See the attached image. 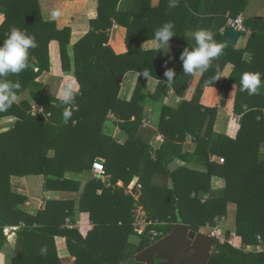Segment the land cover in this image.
I'll list each match as a JSON object with an SVG mask.
<instances>
[{
	"label": "trees",
	"instance_id": "obj_1",
	"mask_svg": "<svg viewBox=\"0 0 264 264\" xmlns=\"http://www.w3.org/2000/svg\"><path fill=\"white\" fill-rule=\"evenodd\" d=\"M247 1L226 0L233 19L245 8ZM118 2L99 0L98 17L91 20L89 32L74 44V99L71 104H65L62 103V88L56 94L41 93L36 89V79L50 69L52 41L58 44L57 72L59 68L66 72L71 67V28L58 29L55 22L45 21L39 0H0V10L5 15L0 26V44L12 27L26 30L38 42V47L30 50V67L18 75L10 74L7 79L13 83L19 81L18 96L28 91L30 97L42 105L47 117L45 120L41 115L24 116L14 128L0 132V252L8 244L5 229L18 227L13 230L17 233V244L11 256L12 264H62L55 244L57 236L66 237L71 253L77 257L76 264H144L137 262L135 255L169 234L176 223L188 224L199 232L208 223L215 226L216 218L225 215L227 207L233 203L236 205V236L232 243L216 238L208 264H264V250L245 248L264 243V156L261 154L264 96L255 95L263 101L251 102L245 92L243 101L248 103V110L235 138L215 131L218 106L209 105L217 100L219 88L220 105L232 109L229 93L235 78L232 75L225 79L222 72L228 63L234 65V73L245 72L250 66L254 68L261 63L264 28L257 24H264V21L256 18L244 21L252 35L243 49L230 45L222 33L215 34L214 39L225 46L223 55L201 74L193 98L175 108L162 107L158 131L168 140L177 142H184L192 135L199 161L206 165L204 170L188 166L169 170L165 165L168 155L164 148L152 152L149 143L140 142L143 110L140 101L145 99L143 87L147 78L143 73L147 71L150 77L158 79L153 97L159 98L167 82L164 73L168 68L173 69V63L164 48L159 52L143 50L142 42L154 37L156 28L147 26L151 21L171 22L176 32L170 39L174 59L182 62V51L193 46L195 41L191 42L185 32L180 36L179 17L184 9L186 27H192L194 20L204 14L202 6L206 0H179L174 6L171 0H161L153 9L143 3L138 12L119 11ZM114 21L123 23L128 31L127 51L122 54H115L108 44V30ZM246 51L254 53L251 65L243 60ZM129 70L140 72V77L133 98L125 101L119 97L118 77ZM217 75L221 78L215 82ZM189 77L183 69L174 77L171 84L176 92H181L180 85L186 84ZM70 81L72 78H64L65 85ZM22 101L30 108V100ZM20 107L14 103L6 112H0V117L24 115ZM109 112L119 119L120 128L129 136L124 144L102 132ZM50 149H55L53 156L49 155ZM210 155L223 157L224 163L211 161ZM95 160L104 163L107 174L115 177V181L129 182L134 175L139 176L140 204L152 214L148 218L152 223L139 234L137 245L128 242L129 235L136 233L131 214L135 199L130 195H126L129 216L107 220L102 223L106 230H100L103 227L99 226L86 236L78 230H58L46 224L41 218L42 211L33 215L19 207L27 197L11 189L12 175H48L54 173V165L59 164L64 169L79 171L92 166ZM157 173L166 181L170 179L171 186L155 181ZM215 177L224 179L221 193L214 191ZM119 206L126 207L125 204ZM114 221L123 224L115 228L111 226ZM42 247L46 248L44 255H41Z\"/></svg>",
	"mask_w": 264,
	"mask_h": 264
},
{
	"label": "crops",
	"instance_id": "obj_2",
	"mask_svg": "<svg viewBox=\"0 0 264 264\" xmlns=\"http://www.w3.org/2000/svg\"><path fill=\"white\" fill-rule=\"evenodd\" d=\"M171 1L173 5L179 2V0ZM160 2L161 0H119L117 8L122 12H138L143 3L147 6L149 5L150 8L153 9L157 7ZM39 3L41 14L45 21H53L49 19L48 13L52 10L60 9L62 15L53 22H55L58 29H63L64 27L71 28V43L69 45L71 67L66 72H63L62 68H59L60 71L57 72L58 44L56 41H52L50 45V69L44 71L36 79V89L41 93L52 94H56L61 88L64 91L67 89L73 91L75 88L74 44L89 32L91 20L98 17L99 0H39ZM205 3L202 6L204 14L194 20L192 27H186L187 19L184 9V14H181L179 17L177 28L180 36L185 32V36L190 38L191 42L194 40L190 37L191 31L197 28H206L210 29L214 35L217 33L223 34L224 28L233 20L230 15V4L226 2V0H206ZM213 9H216V11ZM238 16H241L244 21L249 18H256L264 21V0H248L245 8ZM4 20L5 15L0 10V26ZM163 24H165V22L154 20L147 26L149 28L158 29ZM257 25L258 27L264 28L263 23ZM127 33L128 31L125 25L116 21H114L112 27L108 30V44L115 54H122L127 51ZM251 35L252 30L248 28L247 32L241 33L235 47L240 49L245 48ZM152 43L153 37L146 39L142 42V45L144 44L142 49L150 50L149 45ZM164 50L173 63L172 66L176 75H179L180 71L183 69L182 62L175 61L171 42H169V46H164ZM243 60L249 63L248 65H251L254 60V53L246 51ZM246 71L264 73V53L261 55V63L254 68L250 66ZM242 73L243 72L234 73V65L232 63H228L222 72V77L225 79L230 78L232 75L235 78L234 83H231L229 93L230 96H232V100L229 101L232 106L231 110H227L220 105L222 97L219 88H217V100H212L209 104L218 106L214 126L215 131L233 138L236 137L243 115L248 110V103L243 101L244 94L246 93L239 90L240 76ZM66 76L72 78V81H70L68 85H65L64 82ZM139 77L140 72L136 70H129L119 75L120 99L130 101L133 98ZM200 77L201 74H196L195 76L190 75L188 82L184 85H180V93L176 92L171 83L166 82L164 91L159 98L153 97L159 83L158 79L150 77L148 80L146 79L144 83L143 93L145 94V99L141 100L140 104L143 107L142 126H144L145 129L143 130L141 126L142 129H140L139 134L142 139L140 142L149 143L152 152L153 150L156 151L160 148H164L168 155L165 165L169 170H175L181 166H188L200 170H204L206 167L204 162L199 161V153L196 148L197 144L192 135H188L184 142H177L168 140L158 131L162 107L170 106L175 108L181 105L183 101L191 100L199 84ZM262 80H264L263 77ZM260 94L264 96V87H262ZM246 95L251 102L263 101L259 100L257 96ZM18 97L19 100L16 104L21 106L20 108L24 110V115H5L0 117V132H5L14 128L17 122H22L24 116L30 115L36 117L41 115L44 117L43 119H47L43 113L42 105L37 104L36 101L30 97L28 91ZM22 100H30V108H26L27 103L26 101L23 103ZM71 103L72 102L69 104ZM134 118L133 116L132 120ZM105 124L106 126L103 127L105 131H102L103 134L111 136L120 144H124L129 136L120 128L119 119L112 112L108 113ZM149 127L151 128V132L147 129ZM177 145H182L184 148L176 152L179 147ZM54 153L55 149L49 150L50 156H53ZM189 154L190 157L188 158ZM261 154L264 156V143L261 145ZM183 156H187V158ZM216 157L217 155H210L211 161L216 160ZM98 159L101 158L98 157ZM60 166H62V164L54 165V173L48 175L29 174L12 175L10 177L11 189L27 197L25 203L19 205L20 209L33 215L42 211L43 214L41 218L47 222L46 224H51L52 227L58 230H78L82 236H86L90 230H96V227L99 226L103 227L100 230H106V225L102 223L107 220H120L124 215L129 216L130 207L126 195H130L135 199L134 206L131 209V214L134 218L133 227L135 230H139L138 225L141 218L151 217L147 215L149 212L140 204L139 199L142 185L139 183V176L134 175L129 182H125L122 179H117L115 181V177H112L111 174H107V172L103 175L95 173L92 166L85 167V169L79 171L64 169ZM155 176V181L158 180L171 186L170 179L166 181L160 173H157ZM218 178L219 177H215L213 181ZM46 185H48L49 188H46ZM214 185L213 182V186ZM124 204L126 207L119 206ZM234 222L235 219H233V224ZM122 224V221L119 223L114 221L111 226L117 228V226ZM21 225L25 226V223L21 222ZM231 225L232 219L229 227H231ZM17 229L18 227L6 228V230L11 231V236L9 233L8 244L5 249L0 252V264H12L11 256L14 254L17 244V233L13 230ZM231 231L232 230L223 232V230H220V235L226 237ZM128 242L132 245H137L140 242V235H129ZM55 244L62 264H76L77 257L71 253L66 237L57 236L55 238ZM247 246L249 250H255L257 245Z\"/></svg>",
	"mask_w": 264,
	"mask_h": 264
},
{
	"label": "clouds",
	"instance_id": "obj_3",
	"mask_svg": "<svg viewBox=\"0 0 264 264\" xmlns=\"http://www.w3.org/2000/svg\"><path fill=\"white\" fill-rule=\"evenodd\" d=\"M174 6V5H173ZM62 15L60 9L52 10L48 13L50 20H57ZM176 34L174 24L167 22L156 29L153 43L149 45L150 50L156 52L163 51L165 45L169 46L170 39ZM195 44L185 47L180 55L183 73L195 76L203 74L212 66V62L223 55L224 45L214 39V33L210 29L197 28L190 33ZM144 45V44H143ZM142 45V47H143ZM38 42L35 36L30 35L26 30L17 27L10 29V34L0 44V112H6L12 105L18 102V90L21 85L19 81L11 82L7 79L10 74L18 75L30 67V50L36 49ZM143 76L150 78V73L145 71ZM164 76L166 81L171 83L176 76L174 69L168 68ZM264 73L245 71L240 76V91L246 92L249 96L259 95L264 80ZM221 77H214L216 82ZM74 99L71 89H67L62 94V103H70ZM68 113H65L67 116ZM41 255L46 253V248H41Z\"/></svg>",
	"mask_w": 264,
	"mask_h": 264
},
{
	"label": "water",
	"instance_id": "obj_4",
	"mask_svg": "<svg viewBox=\"0 0 264 264\" xmlns=\"http://www.w3.org/2000/svg\"><path fill=\"white\" fill-rule=\"evenodd\" d=\"M223 35L232 46H236L241 32L229 24ZM147 215L151 216L150 213ZM214 242L212 235L178 222L169 234L137 253L135 260L144 264H208Z\"/></svg>",
	"mask_w": 264,
	"mask_h": 264
},
{
	"label": "rangeland",
	"instance_id": "obj_5",
	"mask_svg": "<svg viewBox=\"0 0 264 264\" xmlns=\"http://www.w3.org/2000/svg\"><path fill=\"white\" fill-rule=\"evenodd\" d=\"M106 126V124H105V122H104V125H103V127H105ZM143 127V130L145 129L144 128V126H142ZM142 127H141V129H142ZM148 130H150V132H151V128L149 127V128H147ZM102 131H105V128H102ZM153 132V131H152ZM177 146H179L178 148H177V151L176 152H178L179 150H181L182 148H184V146L182 147V145H177ZM175 152V153H176ZM220 158H223V157H219V156H217L216 157V160L218 161V162H220V163H224V161H221L220 160ZM204 160V159H203ZM202 162V161H201ZM222 180H223V182H222ZM214 186L215 187H213L214 188V191L216 192V193H221L222 192V190H223V187H224V185H225V183H224V179H222V178H218V179H215L214 181ZM232 213V214H231ZM232 215H233V217H232ZM143 216H145V215H143ZM231 219H232V225H231V227H229L230 226V221H231ZM233 219H235V222H236V205L235 204H233V203H231L228 207H227V213L225 214V215H222L221 217H217L216 218V221H215V226H211L209 223L207 224V225H205V226H203L201 229H200V231L199 232H205V233H210L211 232V230H214V228L215 227H217L218 226V230H223V232H227L228 230H232L231 231V233H236V223L234 222V224H233ZM140 222H139V225H138V227H139V230H136L137 232L136 233H134V234H138V236H139V233L141 234L143 231H144V229L146 228V227H148V226H150V224L152 223V222H149L148 221V217H145L144 219L143 218H141L140 220H139ZM6 230V229H5ZM152 232H155V231H152ZM9 233H10V236H11V231H9V230H6L5 231V234H7V236L9 235ZM236 236V235H235Z\"/></svg>",
	"mask_w": 264,
	"mask_h": 264
},
{
	"label": "built area",
	"instance_id": "obj_6",
	"mask_svg": "<svg viewBox=\"0 0 264 264\" xmlns=\"http://www.w3.org/2000/svg\"><path fill=\"white\" fill-rule=\"evenodd\" d=\"M231 26H234L236 27L238 30H240L241 33H245L248 31V29L246 28V26L244 25V20L241 16H238L237 18L231 20V23H230ZM221 161H224V158H220ZM92 168L94 170L95 173L97 174H100V175H103L106 173V168H105V165L102 161L100 160H95L93 162V165H92ZM218 226L214 228V230H211L210 235H212L215 239L218 238L220 240V242H229V243H232L233 242V238L235 237L236 233H230L228 236L226 237H222L220 235V230H218ZM245 248L247 250H249L248 246H245ZM255 250L257 251H263L264 250V243L260 242Z\"/></svg>",
	"mask_w": 264,
	"mask_h": 264
}]
</instances>
